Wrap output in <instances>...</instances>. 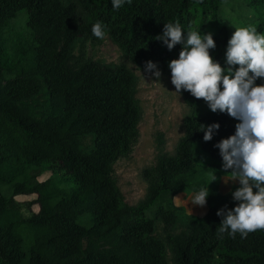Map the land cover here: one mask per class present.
Returning <instances> with one entry per match:
<instances>
[{"label": "trees", "instance_id": "obj_1", "mask_svg": "<svg viewBox=\"0 0 264 264\" xmlns=\"http://www.w3.org/2000/svg\"><path fill=\"white\" fill-rule=\"evenodd\" d=\"M226 2L123 0L116 9L113 0H0V264H169L167 246L172 264H264V229L246 238L218 235L223 217L217 211L239 203L232 197L237 187L224 193L218 180L210 184L207 170L194 173L195 143L215 172L224 171L215 145L239 121L182 89L191 109L184 134L173 154L162 153L143 169L144 198L125 204L112 164L138 137L137 76L124 65L71 62L77 39L99 41L92 27L100 22L132 63L146 69L152 61L171 76L169 63L183 44L169 50L156 37L166 23H178L185 37L211 33L216 47L209 52L225 66L231 28L219 9ZM250 3L264 7V0ZM19 10L26 12L21 31L12 26ZM217 122L220 128L205 141L201 124ZM84 136L92 137L88 150ZM46 171L51 176L38 180ZM207 187V214L189 216L190 228L172 233L182 210L174 197ZM18 194L36 198L17 201ZM156 222L164 238L152 235Z\"/></svg>", "mask_w": 264, "mask_h": 264}, {"label": "clouds", "instance_id": "obj_2", "mask_svg": "<svg viewBox=\"0 0 264 264\" xmlns=\"http://www.w3.org/2000/svg\"><path fill=\"white\" fill-rule=\"evenodd\" d=\"M122 3L123 0H113V7L119 9ZM235 29L228 41L225 66L209 52L216 47L211 33L189 31L185 37L180 24L166 23L163 34L156 39L169 50L183 44L179 58L169 63L176 93L186 90L205 100L211 111L226 112L239 121L235 133L215 145L222 156L224 173L231 172L229 180L239 181V187L232 192L239 203L232 209L225 206L217 211L223 217L217 232H227L233 238L239 232L246 238L248 233L264 229V83H255L264 78V34L250 26ZM92 33L103 39L104 26L97 22ZM152 69H156V77L161 75L157 65L148 61L146 70ZM219 128L217 122L201 124L199 129L204 132L203 139L210 141ZM208 195V187L201 189L192 203L203 207Z\"/></svg>", "mask_w": 264, "mask_h": 264}, {"label": "rangeland", "instance_id": "obj_3", "mask_svg": "<svg viewBox=\"0 0 264 264\" xmlns=\"http://www.w3.org/2000/svg\"><path fill=\"white\" fill-rule=\"evenodd\" d=\"M219 14L221 21L229 23L231 36L235 32V28L249 26L254 27L258 34H264V7L254 6L250 0H231V2L223 3L219 9ZM25 17V10H19L17 18L12 21V26L21 31ZM79 58L106 64L124 65L137 76L135 97L138 99L141 109L138 137L130 152L126 156L119 157L112 164L113 175L122 193L123 202L128 205H136L144 198L147 189V182L142 177L143 169L154 166L162 153H174L178 139L184 134L183 120L191 113V109L183 101L180 93L175 92L171 76L160 72L161 75L156 77L154 75L155 70L147 71L138 67L122 53L106 33L104 38L97 42L85 38L77 39L73 44L71 62L76 65ZM262 81L263 78H258L255 83L258 84ZM43 106L44 102L40 108ZM203 111L204 107L201 105L198 112ZM80 141L85 150H88L92 145L91 136L81 137ZM193 148L196 153L194 173L199 174L207 170L210 184L213 185L218 180L220 189L224 193L229 192L235 186L239 187V181L229 180L228 173H224V171L215 172L212 166L213 160L202 151L198 143L193 144ZM50 176L51 172L46 171L38 176V180L44 181ZM214 178L217 179L213 181ZM197 194L188 192L174 197L175 203L182 210L172 233L178 234L188 230L190 228L189 216L202 217L207 214L206 204L201 207L192 203ZM34 198H36L35 194L14 196L17 201H30ZM31 208L33 211L38 210L37 204H33ZM152 235L164 238L161 222H156L155 231ZM166 256L169 264H172L168 246Z\"/></svg>", "mask_w": 264, "mask_h": 264}]
</instances>
